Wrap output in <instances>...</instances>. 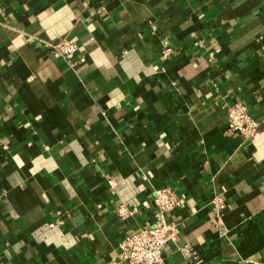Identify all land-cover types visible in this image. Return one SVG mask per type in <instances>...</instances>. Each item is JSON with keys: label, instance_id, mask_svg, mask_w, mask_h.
I'll use <instances>...</instances> for the list:
<instances>
[{"label": "crops", "instance_id": "0c3cea01", "mask_svg": "<svg viewBox=\"0 0 264 264\" xmlns=\"http://www.w3.org/2000/svg\"><path fill=\"white\" fill-rule=\"evenodd\" d=\"M160 188L164 264H264V0H0V264H123Z\"/></svg>", "mask_w": 264, "mask_h": 264}, {"label": "built area", "instance_id": "2783aa9c", "mask_svg": "<svg viewBox=\"0 0 264 264\" xmlns=\"http://www.w3.org/2000/svg\"><path fill=\"white\" fill-rule=\"evenodd\" d=\"M46 50L54 58L62 59L70 68H74L78 47L67 39H60L45 44ZM170 48L162 52V58L168 59ZM225 115L232 135H241L245 139L254 140L258 134V124L248 114L242 103L225 107ZM154 213L150 224L137 232L123 237L119 244L118 261L123 264H164V249L175 241L177 229L168 221V216L182 207L183 202L174 191L160 188L153 191ZM129 212L119 206L117 217L126 219ZM184 251L193 255L190 248Z\"/></svg>", "mask_w": 264, "mask_h": 264}]
</instances>
